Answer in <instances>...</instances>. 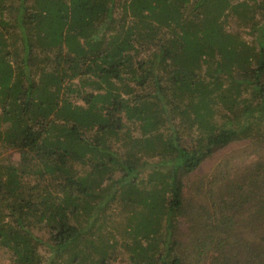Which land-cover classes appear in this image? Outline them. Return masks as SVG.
Listing matches in <instances>:
<instances>
[{
	"label": "trees",
	"instance_id": "obj_1",
	"mask_svg": "<svg viewBox=\"0 0 264 264\" xmlns=\"http://www.w3.org/2000/svg\"><path fill=\"white\" fill-rule=\"evenodd\" d=\"M248 141L264 0H0L13 264H264V152L207 168Z\"/></svg>",
	"mask_w": 264,
	"mask_h": 264
},
{
	"label": "rangeland",
	"instance_id": "obj_2",
	"mask_svg": "<svg viewBox=\"0 0 264 264\" xmlns=\"http://www.w3.org/2000/svg\"><path fill=\"white\" fill-rule=\"evenodd\" d=\"M253 151H255L256 153H254ZM264 152V147H262V151H260L259 146H256L253 144L252 141H248L247 144L242 145V146H234L228 150H222L218 153H216L215 158L213 160H210L207 164V168L210 167L209 164H211L212 166H214L213 164L217 165L218 162H220V160L222 158H224L225 156H231L233 154H239L242 153V158L245 159H241V158H229V161L232 163H240V162H245V163H250L256 160V158L259 156L260 153ZM12 155V158L14 160H17L19 157V154L17 152L14 151H6L5 156V160H8L9 157L8 155ZM233 177H238L237 173L234 171L233 172ZM39 235H43V233H39ZM111 264H128V259H127V255L122 253L121 251H116L113 254V258L111 259ZM0 264H13L11 261V255L10 253L4 249L3 247L0 248Z\"/></svg>",
	"mask_w": 264,
	"mask_h": 264
}]
</instances>
